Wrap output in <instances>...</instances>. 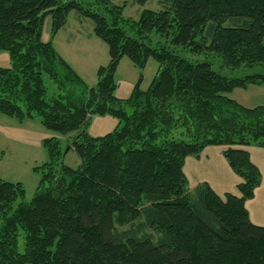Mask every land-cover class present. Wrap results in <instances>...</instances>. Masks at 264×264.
Listing matches in <instances>:
<instances>
[{"label": "trees", "instance_id": "trees-1", "mask_svg": "<svg viewBox=\"0 0 264 264\" xmlns=\"http://www.w3.org/2000/svg\"><path fill=\"white\" fill-rule=\"evenodd\" d=\"M95 2L87 9L76 0H0V51L10 58L0 67V114L72 134L80 160L65 165L60 140L45 138L47 160L34 168L40 178L28 202L21 182L0 178V264H264V226L245 208L261 181L245 147H264V105L228 95L264 85V73L228 77L170 47L208 50L232 69L264 68V0H158L160 9L136 19L123 16L124 2ZM70 11L90 18L108 46L95 86L42 40L45 17L53 36ZM123 56L141 69L149 58L159 63L149 86L140 88V75L126 99L114 96ZM44 76L57 94H48ZM68 84L81 88L80 98ZM94 114L118 123L90 136ZM209 145L226 147L237 195L221 197L207 182L188 188L185 158Z\"/></svg>", "mask_w": 264, "mask_h": 264}, {"label": "rangeland", "instance_id": "rangeland-1", "mask_svg": "<svg viewBox=\"0 0 264 264\" xmlns=\"http://www.w3.org/2000/svg\"><path fill=\"white\" fill-rule=\"evenodd\" d=\"M76 1L82 3L87 9L96 7L95 0ZM109 2L118 5L124 2L123 16L126 18H138L144 8L153 10L161 8L158 0H145L144 4H139L137 0H109ZM93 27L90 18L82 17L75 11L68 13L66 23L53 36H51L52 19L50 15L45 17L42 27V40H52L55 50L77 72L88 87L96 85L97 68L106 65L109 61L108 46L94 34ZM150 38L156 45L164 44V39L156 33H153ZM170 47L174 52L192 62H209L213 70L228 77L256 72L264 73V68L261 65L229 68L224 65L220 56L208 50L194 53L190 48H180L172 45ZM9 65L8 52L0 51V67H8ZM158 68L159 63L153 58H149L144 68L141 69L134 66L127 56H123L114 74L116 84L114 96L120 99L128 98L140 75H142L140 88L146 89L156 75ZM44 83L47 86L49 95L58 93L59 90L56 84L47 76H44ZM253 85L251 84L248 87ZM248 87L235 88L228 95L234 100L242 99V94H245V96L248 94L246 91ZM67 89L74 97H81L82 90L79 86L68 84ZM245 107L251 108L252 106ZM117 123V118L112 115L94 114L87 125L86 132L90 136H102L112 131ZM50 137L60 140L63 150L61 158L63 163L72 168L77 167L80 160L74 149L71 148L72 134L62 135L49 130L41 125L37 117L19 122L14 118L0 114V178L11 182H21L25 190L24 200L27 202L31 200L40 178V173L34 171V168L41 167L47 160L42 141ZM213 167L214 165L209 162L204 164L201 170L206 176L211 174ZM186 169L190 175L189 165ZM191 185L194 184L191 183ZM191 185L188 184L189 189L194 188ZM21 249L22 239L19 242V250Z\"/></svg>", "mask_w": 264, "mask_h": 264}, {"label": "crops", "instance_id": "crops-1", "mask_svg": "<svg viewBox=\"0 0 264 264\" xmlns=\"http://www.w3.org/2000/svg\"><path fill=\"white\" fill-rule=\"evenodd\" d=\"M247 95L242 94V99H235L244 106L264 105V85H253L248 87ZM245 96V98H244ZM225 146H206L199 156H187L183 165V172L188 184L195 187L201 182H207L216 194L223 196L225 193L237 195V184L240 178L233 172L223 156ZM252 163H254L261 174L260 184L255 188L251 198L245 201V208L249 220L256 225L264 226V147L247 146ZM211 162L214 167L211 174L204 175L201 168L204 164ZM189 165L190 175L186 167ZM192 169V170H191Z\"/></svg>", "mask_w": 264, "mask_h": 264}]
</instances>
